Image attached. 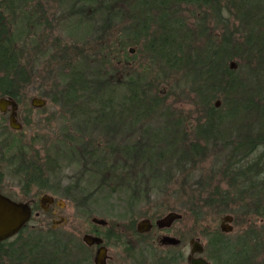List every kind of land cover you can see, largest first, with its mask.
<instances>
[{
  "label": "rangeland",
  "instance_id": "1",
  "mask_svg": "<svg viewBox=\"0 0 264 264\" xmlns=\"http://www.w3.org/2000/svg\"><path fill=\"white\" fill-rule=\"evenodd\" d=\"M79 1L82 0H0V38L18 61L16 68L0 70V77L6 71L10 74L9 79L17 81L18 97L15 100L19 103L17 121L21 125L19 130L12 129L9 114H0L1 190L14 201L34 200L32 217L25 226L52 230L53 240L68 247V255L60 252L59 258L70 264L74 261L93 264L96 247L86 245L83 236L96 231L104 238L106 230L92 222V218L119 225L112 236L106 232L105 245L108 255L120 264L129 252L161 249L157 238L152 237L156 229L141 233L137 226L143 221L155 222L171 211L182 217L174 221L169 232L163 233L178 238L180 244L167 249L182 251L185 256L191 252V241L198 240L203 251L196 256H202L210 264H224V258L227 259L224 251L239 250L240 241L248 230L253 229L258 240L264 241V214L255 212L258 207L264 208V195L247 193L242 199L233 198L224 206L220 202L221 194H213L218 192V185L221 191L229 190L231 196L237 194L235 187L228 188L229 174L225 175V172L230 169V157L233 156L235 161L244 153L247 154L239 165L255 159L250 163L255 166L248 178L264 187L262 177L256 176L260 171V163L256 162L261 159L264 165V142L252 144L259 129L264 128V116L257 113L259 109L252 106L243 111L244 117L225 120L220 128L228 129L230 136L221 129L218 132L229 136L231 142L211 138L208 143L201 141L197 146L199 156L190 163L182 162V157L176 156L182 151V141L172 144V137L176 136L188 141L198 139L196 124L206 120L205 114H199L198 110L203 107L201 97L211 98L210 104L215 107L219 102L217 108L220 111L228 108L226 95L212 86L211 75L207 80L205 78L203 69L207 64H195L193 58L196 49L200 52L204 47L222 42L224 37L242 45L246 37L252 36L251 44L260 53H239L227 65L237 73H241L244 66L252 72L260 69L263 94L251 99L252 104L264 107V0H217L219 12L210 4H172L170 8L177 11L176 17L184 22L185 30H189L179 42L188 46L185 50L192 56L184 59L183 65L173 68L150 47L152 37L165 31L157 12H151L152 22L156 21L151 25L152 35H140L137 41L124 45L121 41L126 37V28L133 23L132 19L113 20L103 27L104 10L98 11L101 7L98 2L102 0L93 4ZM134 1L129 0L126 4L131 5ZM200 24L205 30L202 31ZM184 56L185 53L182 58ZM231 63L235 64L234 68H230ZM65 92L74 94L65 99ZM135 95L149 107L153 104L152 97L160 100L155 109L146 106L144 111L150 113H146L140 122L160 127L159 136L163 135V139L160 138L157 154L162 152L163 157L153 168L146 167L145 162L138 165V160L134 159L121 171L116 169L119 164L114 153L115 157L104 154L100 146L110 144L120 156L119 149L137 141V135L122 132L118 117L123 111V102L132 108L137 106ZM0 97L6 96L0 91ZM33 98L44 100L45 106L33 107ZM109 112L113 113L111 119ZM134 113H127L125 117L132 118ZM254 126L255 129L261 127L251 131ZM241 133L251 135L252 139L241 141L244 145L234 152V145L242 139ZM209 135L213 137L214 134ZM188 141H184V145L187 146ZM84 143L89 145V150L93 149L95 156L90 151V155H84V148H80L82 151L77 149L81 156L78 161L76 153L69 148L85 147ZM191 150L195 153L193 148ZM48 154L56 161L46 162ZM32 164L43 167L42 174L48 181L44 190H39L35 182L31 184L32 189L25 192L24 178L21 180L14 172L18 165L30 168ZM123 177L126 183L120 182ZM128 185H132V192ZM136 187L146 193L132 194L137 192ZM44 194L55 197L59 204L50 206L48 211L42 210L39 199ZM214 197L220 201L209 202V198ZM197 207L203 210L200 219L193 210ZM226 215L233 217L229 223L233 229L229 233L220 230ZM42 236L45 239V235ZM151 239L153 242L148 241ZM247 240L253 246L254 241ZM57 244L61 251L63 246ZM260 248L255 255L249 254L250 258L255 256L256 264H263L262 245ZM181 264H187L186 260Z\"/></svg>",
  "mask_w": 264,
  "mask_h": 264
},
{
  "label": "trees",
  "instance_id": "2",
  "mask_svg": "<svg viewBox=\"0 0 264 264\" xmlns=\"http://www.w3.org/2000/svg\"><path fill=\"white\" fill-rule=\"evenodd\" d=\"M96 0H82L79 1L84 4H93ZM249 0H245V2H248ZM77 2V3H79ZM129 0H102L98 2L101 7H99L98 11L104 10L105 15V26L110 25L113 20L120 21L123 19H132L133 23L126 28L125 38L122 44H128L130 41H137L140 35H152L151 34V25L153 26V22L156 23V21L152 22L153 12H157L158 19L161 21V25L163 26L164 33L159 36H153L152 45L150 47L151 50L160 56H163L162 58L165 59L166 63L170 67H176L178 65H183L186 61L184 59H190L192 56L188 53V50H185L188 46L183 45L181 42H179V39L182 38V41L184 40L185 36H187V32L189 30H185L184 22L177 18V11L172 10V7L170 6L172 4L178 5V4H196L198 6L202 5H211L214 11L216 12L220 9L218 8V2L217 0H135L131 5L126 4ZM178 8V7H177ZM134 11V12H133ZM76 12V11H75ZM152 12V13H151ZM215 12V13H216ZM219 12V11H218ZM217 14V13H216ZM218 15V14H217ZM203 30H205V26L202 27V25H199ZM3 28V27H2ZM153 33V32H152ZM252 36L249 38L246 37L245 42L243 41L242 45L235 44L232 40H227L226 37H224V40L222 42L218 41L214 46L211 45L210 47H204L203 50L198 52V49L195 51V55L193 58H195L196 62L195 64L204 63L207 64L205 70L206 73V80L207 76H210V79H213L212 86L217 87L216 91L222 90V93H224L227 97L228 101V108H226L224 111H220L217 107L210 104L211 98L201 97L200 104L203 105L202 108L198 109L199 114L201 115L205 114L204 122H198L196 124V130H198L197 133H199V137L196 140H186L183 137L180 138L172 137L173 141L172 144L176 145L177 143L181 142L182 151L177 152L176 156L180 159L182 162L190 163L194 157L197 158L199 156V151L197 149L198 144L201 141H204L205 143L210 142V140H222L224 143L231 142L229 140V133L227 130H222L220 127L224 125L225 120H231L238 116L244 117V110H248V108L254 106L259 109L257 111L258 114L261 116H264V107L263 106H257L255 104H252L251 97L258 96L261 97L263 94L262 86L260 84L261 78L259 76H262V73H259L260 69H256L255 71H248L247 67L244 66L242 72H234L229 69L227 62L229 60H232L235 56L240 55L239 53L243 52H258L260 53V50L255 48V45L251 44ZM3 40L0 38V70L7 69L10 71V69L16 68L18 66V61L15 56L10 55L9 53V46L7 43L2 42ZM213 43V42H212ZM255 48V49H253ZM185 53V56L182 58V55ZM202 66V64H201ZM12 71V70H11ZM4 76L0 77V91L4 95H10L12 98L16 99L18 97L16 90V84L15 80L9 79V72H4ZM204 73V71H203ZM257 78V80L254 78ZM140 91V90H138ZM65 99L71 98L73 96L74 92H65ZM157 94V93H156ZM158 98L162 100L161 97L157 94ZM141 97V96H140ZM135 101L137 102V106L135 108H132L131 106H128L125 102L121 104L123 108H121L123 111L118 114L119 117V128L122 130V132H126V134L131 135H137L138 139L136 142L128 143L127 145L123 146L121 149L118 150L116 148H112L110 144H106L104 146H100L101 151L104 154H107L109 156H116V160L119 164V166H114L116 169H119L123 171L125 167L129 165L131 161L138 160L139 162H145L146 167L153 168L154 165L163 157V153L159 152L157 154V146L162 141L160 138L163 139V135L159 136L161 132L159 130L160 127H152L149 124L141 123L144 119V115L148 113V111H144V109L149 107L146 103H143L142 100L139 101L138 97L134 96ZM156 97H152L150 100L153 102L150 109H155L160 105V100ZM261 99V98H260ZM117 100V99H115ZM109 101V99H107ZM115 103V101H114ZM113 104V103H112ZM109 104H104V106H108ZM136 109V111H134ZM88 110V108H87ZM111 110V109H110ZM135 112L132 114V118L125 117L127 113ZM152 112V111H151ZM150 113V111H149ZM148 113V114H149ZM256 113V112H255ZM113 116V113L109 112L108 118L111 119ZM123 116V117H122ZM142 119V120H141ZM262 119V118H261ZM260 119V120H261ZM177 125V124H176ZM252 126V125H251ZM261 126H258V128ZM256 128V129H258ZM222 133H228L229 136H225L221 134ZM255 126L253 129H250L251 131L256 130ZM163 130V129H162ZM259 133L256 135V137L253 138L252 144H261L264 142V128L259 129ZM213 133V137H209L210 133ZM128 135V136H129ZM240 138H242L238 144L234 145L233 151L240 149L243 143L244 139L251 140L252 136L247 133H241ZM159 136V139H158ZM184 141H188V145H184ZM197 142V143H192ZM245 143V142H244ZM247 144V143H246ZM251 144V145H252ZM85 147H78V146H70V150L72 149L73 152L76 153V158L81 160L80 152H78L77 149L84 148L83 153L84 155H94V152H92L93 149L89 150V145L87 143L82 144ZM249 145V144H248ZM172 145H169V147ZM237 146V147H235ZM142 147L144 149L142 150ZM195 150V153L192 152L191 149ZM180 149H178L179 151ZM90 151V154H89ZM183 152V153H182ZM114 153V155L112 154ZM98 154V152H97ZM247 153H244L243 156H239V159L233 160V156L230 157V166L229 170H226L225 175L229 174V182H228V188L235 187V192L237 194H234L231 196V192L229 190L221 191L219 190V185L216 189L218 191L217 193L213 194H221V201L214 198H209L210 201H220L224 206L228 205L233 198L242 199L241 197L244 194L247 193H257L261 196L264 195V187L263 186H257V183L255 181H251L248 178V174L250 175L252 173V168L255 165H250V163H254L255 159H252L245 163V165H239L243 161V157L246 156ZM114 156V157H115ZM263 157V156H261ZM43 159V158H42ZM46 162L54 160V158L51 155H47ZM44 161V160H43ZM56 161V160H54ZM20 161H15V163H19ZM106 162V161H105ZM34 163V162H32ZM260 163V171L259 174L257 173L256 176L259 175L262 177V180H264V165L263 160L259 159L258 162ZM135 164V161H134ZM233 164V165H232ZM185 166V165H184ZM24 170V171H23ZM16 172L18 174V177L24 178L23 181V190L25 192L30 191L32 189L33 183L36 182L39 190H44L45 186L47 185L48 178L47 176L43 175L42 172H44V169L41 165L32 164L30 168H24L22 166L16 167ZM18 171V172H17ZM23 171L24 173H21ZM2 172H0V188L2 186ZM123 175V174H122ZM260 177V178H261ZM122 178V176H121ZM258 180V179H257ZM125 181L124 177L120 181ZM39 182V183H37ZM123 182V183H124ZM259 184V181H258ZM121 188V187H120ZM137 192H133L132 194H138L142 195L145 194V191H141L139 187H136ZM226 188V189H228ZM128 190L132 192L133 187L132 185H128ZM53 191H55L53 189ZM221 191V192H220ZM260 191V192H259ZM130 192V193H131ZM230 194V195H229ZM257 195V197H258ZM227 203V204H226ZM195 212V216L197 219H200V217L203 216V210L201 207L193 208ZM231 211V210H230ZM228 211V212H230ZM227 212V211H225ZM258 215L264 214V208L258 207L255 211ZM224 213V212H222ZM52 230L43 231V230H36V229H29L28 226L24 227L20 232L5 241L0 242V264H70L62 261L61 258H59L60 252L62 255H68V251L66 248L67 245L62 242H57L53 240V237L51 236L50 232ZM45 235V239H43L42 235ZM259 236L254 232L253 229H250L247 231V234H245L243 241H240V249L235 250L233 248H230L228 250L224 251V255L227 256V259L224 258V264H249V260L251 259L249 257L250 253L255 254L256 252H260L261 249L260 246L262 245V251L264 250V241L258 240ZM248 238L252 239L253 246H250V240H247ZM57 243L61 244L63 247H61V251L58 250L59 246ZM261 243V244H260ZM252 247V248H251ZM47 248H50L52 250H48ZM238 249V248H237ZM47 250V251H46ZM255 251V252H253ZM264 253V252H263ZM241 257V258H240ZM237 258H240V260H237ZM66 260V259H65ZM229 260V261H228ZM228 261V262H227ZM232 261V262H231ZM71 264H89L87 263H81L78 261L71 262ZM264 264V259H263Z\"/></svg>",
  "mask_w": 264,
  "mask_h": 264
},
{
  "label": "water",
  "instance_id": "3",
  "mask_svg": "<svg viewBox=\"0 0 264 264\" xmlns=\"http://www.w3.org/2000/svg\"><path fill=\"white\" fill-rule=\"evenodd\" d=\"M235 64L231 63L230 68H234ZM31 104L33 107H44L45 101L40 98H33L31 100ZM216 107L219 106V102L215 103ZM11 106L12 111L9 117V125L14 130H19L21 128L20 123H18L16 118V109L17 104L14 100L6 99V98H0V111L4 112L6 111L7 107ZM40 201L42 203V209L46 210L47 206H45V203H53L54 198L52 196H49L48 194H44ZM32 216V209L31 206L27 202H19L14 201L11 198L5 196L0 191V242L5 241L14 235H16L30 220ZM182 215L171 211L167 213L162 218H159L156 221V225L158 227H168L170 226L175 220L181 219ZM233 217L231 215H226L223 217L220 230L225 233H229L232 231V226L229 224L232 222ZM92 222L100 225H105L107 222L104 219H98V218H92ZM149 226V221H143L138 224V231L143 232L147 231V228ZM83 241L87 245L92 244H100L102 242V239L100 237L91 235V234H85L83 236ZM161 243L164 244H178L179 240L171 237V236H163L160 239ZM191 253L192 254H200L203 251L202 245L198 242V240H192L191 241ZM106 248L100 247L97 250L94 262L95 264H107L106 263ZM190 264H208V262L203 259L202 257H192L190 258Z\"/></svg>",
  "mask_w": 264,
  "mask_h": 264
},
{
  "label": "flooded vegetation",
  "instance_id": "4",
  "mask_svg": "<svg viewBox=\"0 0 264 264\" xmlns=\"http://www.w3.org/2000/svg\"><path fill=\"white\" fill-rule=\"evenodd\" d=\"M5 96L6 97H0V98L11 99L7 95H5ZM11 100H14L16 102V104H17L16 118H17V120H19V115H18L19 103L15 99H11ZM11 111H12L11 106H8L6 111H4V112L0 111V114L8 113L9 117H10ZM1 188H0V191L2 192ZM49 196H51V195H49ZM53 198H54L53 203H51V204L45 203V206H47L46 210L42 209V207H41L42 203H41V201L39 199V206L41 207V209L44 210V211H48L50 206H52L54 204H59V202L55 199V197H53ZM28 204L31 206V204H34V200H31L30 202H28ZM31 208H32V206H31ZM156 221L155 222H152V221L150 222L149 221V226H148L146 232H148V231L149 232H153V230L156 229V231L152 234V237L153 238L154 237L157 238L158 245H159V247H161V249L160 250H156V251H145V252H138V253H134V252L130 253L129 252L128 256H127V258H126V260L124 261L123 264H179V263L181 264L184 260H186L187 264H190V258H192V257H195V258L202 257V256H196L198 253L192 254L190 252L189 255L185 256V254L182 251H171V250L167 249V248H172L173 249V248L177 247L180 244V240L178 238H176V239L179 240L178 244H164V243L160 242V239L163 236H171L169 233H163V232L165 230L169 232V230L171 229V226L173 225L174 222L168 227H158L156 225ZM101 227H102V229H105L106 232L110 233L111 236H112V234H114V232L117 231V228L119 227V225L118 224L111 225V224H109L107 222L105 225H102ZM137 231H138V226H137ZM106 232H104V238H103V237H101L99 235L100 232L98 233L96 231H92L91 234L94 235V236L100 237L102 239V242L100 244H92V245H88V246L96 247V253H97V250L100 247H105L106 248V255H105L106 263L107 264H120V263H118V261H116V258L108 255V247L105 245V242L107 241V238H108L105 235ZM138 232H140V231H138ZM141 233H143V232H141ZM171 237H174V236H171ZM152 240L153 239L148 240V241L149 242H153ZM96 253H95L94 257H93V264H95L94 259H95ZM253 255H255V254H253ZM203 259H205V258H203ZM255 260H256L255 256H251V259L249 260V264H256ZM208 264H210V263L208 262Z\"/></svg>",
  "mask_w": 264,
  "mask_h": 264
}]
</instances>
